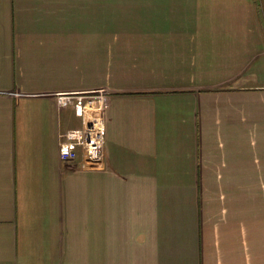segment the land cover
<instances>
[{
	"label": "crops",
	"instance_id": "0c3cea01",
	"mask_svg": "<svg viewBox=\"0 0 264 264\" xmlns=\"http://www.w3.org/2000/svg\"><path fill=\"white\" fill-rule=\"evenodd\" d=\"M0 264H264V0H0Z\"/></svg>",
	"mask_w": 264,
	"mask_h": 264
},
{
	"label": "built area",
	"instance_id": "2783aa9c",
	"mask_svg": "<svg viewBox=\"0 0 264 264\" xmlns=\"http://www.w3.org/2000/svg\"><path fill=\"white\" fill-rule=\"evenodd\" d=\"M94 95L64 94L58 99L60 105H69L75 109L76 115L82 118V126L79 129L68 130L59 133V154L64 160L78 159L79 146L84 157L85 164H95L103 161V147L105 143L104 106H87L88 100ZM101 102H105L106 96H100Z\"/></svg>",
	"mask_w": 264,
	"mask_h": 264
},
{
	"label": "rangeland",
	"instance_id": "374dc122",
	"mask_svg": "<svg viewBox=\"0 0 264 264\" xmlns=\"http://www.w3.org/2000/svg\"><path fill=\"white\" fill-rule=\"evenodd\" d=\"M101 94H105V93H92V94L87 93L86 95H94L93 97H90V99L94 100L96 98V96H99V98H100ZM87 106H89V100H88V105Z\"/></svg>",
	"mask_w": 264,
	"mask_h": 264
}]
</instances>
